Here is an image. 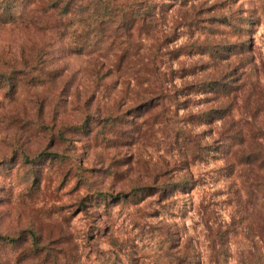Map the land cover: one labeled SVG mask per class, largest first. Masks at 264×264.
<instances>
[{"label":"rangeland","instance_id":"374dc122","mask_svg":"<svg viewBox=\"0 0 264 264\" xmlns=\"http://www.w3.org/2000/svg\"><path fill=\"white\" fill-rule=\"evenodd\" d=\"M263 220L264 0H0V264H264Z\"/></svg>","mask_w":264,"mask_h":264},{"label":"trees","instance_id":"16d2710c","mask_svg":"<svg viewBox=\"0 0 264 264\" xmlns=\"http://www.w3.org/2000/svg\"><path fill=\"white\" fill-rule=\"evenodd\" d=\"M162 108L165 109V107L163 106L162 104ZM230 127L234 129L235 133L236 134H240L242 131L241 129L242 128H248V130H246L248 133H250V135H252L253 137H257L258 135L254 134L255 131H254V128H252V124L249 123L248 121V118H246V120L243 119V117L241 116V118H237V120H231L230 122ZM238 154L240 155V158H242V163L244 165H247V166H251V160L253 159H250L249 156H250V151H245L243 150L242 146H241V142L239 143V148L237 150ZM234 154H236V152H234ZM50 154L48 153H40L38 154V156L36 157V159L38 158H42L43 156H48ZM185 182H183L182 184H179V183H176V184H169L168 186H158V188H142L140 190H138L139 193L143 194V197L141 199L144 198V196H146L149 192H151L152 194V191L153 189H155L156 191L155 192H158L159 193V198H165L166 195L169 196L171 193H172V189L174 188H179L180 186H185ZM253 185H255L256 187H258L259 184L257 183H251L250 186L253 188ZM154 192V193H155ZM150 194V195H151ZM124 198H127L126 194H124L123 196ZM263 226H264V220H263ZM252 230L254 231H257V229L253 228ZM252 233V238H251V241H252V244L254 245L256 242L254 240V238H256L257 240H259L261 238L260 234H259V231L257 232H254ZM30 235V238H31V241L33 243V249L32 251L33 252H36L39 248L36 246V242H37V238L35 236V234L33 232L29 233ZM263 238H264V232H263ZM262 257V258H261ZM253 260H256L258 263L260 262H264V253H261L259 256L257 255L252 257ZM168 264H190V261L187 260V258L185 259H179V260H171Z\"/></svg>","mask_w":264,"mask_h":264}]
</instances>
